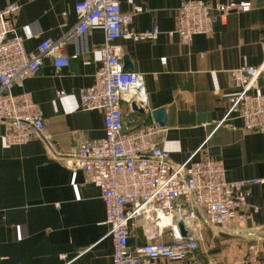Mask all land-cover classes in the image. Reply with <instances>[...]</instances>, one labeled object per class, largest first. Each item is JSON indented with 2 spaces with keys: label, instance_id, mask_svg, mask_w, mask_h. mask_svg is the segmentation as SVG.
<instances>
[{
  "label": "crops",
  "instance_id": "crops-1",
  "mask_svg": "<svg viewBox=\"0 0 264 264\" xmlns=\"http://www.w3.org/2000/svg\"><path fill=\"white\" fill-rule=\"evenodd\" d=\"M181 1L120 0L122 12L141 8L133 15L135 29L156 26L160 31L155 39H116L123 67L144 76L151 111L164 107L165 125L157 123L156 136L174 163L206 140L196 158H220L226 180L262 179L264 130H243L236 117L215 124L237 91L228 70L256 66L264 58V0H232L248 1L249 7L228 11L213 22L211 34H195L188 42L168 34ZM203 1L210 6L228 0ZM8 2L20 5L13 22L28 51L43 39L71 34L63 50L77 57L55 68L45 56L38 73L13 88L29 92L45 127L24 145L4 148L0 143V264H112L100 189L71 165L82 143L104 135L103 110L82 109L79 94L94 82L104 30L93 23L83 35L72 34L74 0H0V9ZM258 84L264 92V80ZM151 111L146 121L153 120ZM4 128L0 120V134ZM245 200L242 220L215 226L199 209L195 262L160 259L158 264H264V182L247 184ZM144 242L141 227L134 228L130 245Z\"/></svg>",
  "mask_w": 264,
  "mask_h": 264
},
{
  "label": "built area",
  "instance_id": "built-area-1",
  "mask_svg": "<svg viewBox=\"0 0 264 264\" xmlns=\"http://www.w3.org/2000/svg\"><path fill=\"white\" fill-rule=\"evenodd\" d=\"M19 7L17 2H8L0 9V120L5 127L0 143L4 148L24 145L45 127L42 110L29 92L14 93L13 88L37 74L45 56L55 68L66 67L70 57H77L67 56L63 50L71 34L43 39L36 50L28 51L13 22L12 15ZM248 7V1L228 0L209 6L203 0H183L177 8L175 28L168 34L188 42L195 34H211L213 22L221 21L228 11ZM139 11L141 8L134 6L133 12H122L120 0H74L77 21L72 34L83 35L93 23L104 30L94 82L79 90L82 109L103 110L104 135L82 143L71 165L83 169L100 189L112 264H158L160 259L195 262L199 209L214 226L242 220L246 185L262 184L264 178L226 180L220 158H196L206 140L183 162L171 160L156 136L160 127L144 118L151 111L144 76L123 69L122 47L115 44L118 38H157L160 31L156 26L147 31L134 28L133 15ZM228 73L237 91L229 97L228 108L215 126L236 117L243 130H264V92L258 84L259 79L264 80V58L256 66L242 65ZM57 94L64 95L63 91ZM138 226L145 242L131 246L129 238Z\"/></svg>",
  "mask_w": 264,
  "mask_h": 264
},
{
  "label": "water",
  "instance_id": "water-1",
  "mask_svg": "<svg viewBox=\"0 0 264 264\" xmlns=\"http://www.w3.org/2000/svg\"><path fill=\"white\" fill-rule=\"evenodd\" d=\"M123 61L125 63V66H128V60H127L126 57H123ZM126 68H128V67H123L124 70ZM132 108L133 109L135 108V105L134 104H132ZM138 110L140 112H143V109L142 108H139ZM151 115H152L153 120L156 123H158L160 126H164L165 125V118H166V116H165V109H164V107H158L156 109H153L151 111ZM178 226H179V229H180L181 233H183L185 235V230H184V227H183V221L182 220H179Z\"/></svg>",
  "mask_w": 264,
  "mask_h": 264
},
{
  "label": "rangeland",
  "instance_id": "rangeland-1",
  "mask_svg": "<svg viewBox=\"0 0 264 264\" xmlns=\"http://www.w3.org/2000/svg\"><path fill=\"white\" fill-rule=\"evenodd\" d=\"M164 238H166V237H164Z\"/></svg>",
  "mask_w": 264,
  "mask_h": 264
}]
</instances>
